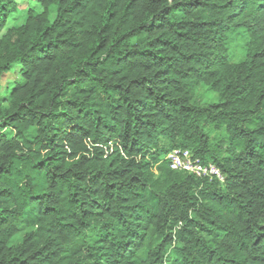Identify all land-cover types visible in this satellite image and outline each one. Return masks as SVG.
Wrapping results in <instances>:
<instances>
[{
	"label": "trees",
	"instance_id": "trees-1",
	"mask_svg": "<svg viewBox=\"0 0 264 264\" xmlns=\"http://www.w3.org/2000/svg\"><path fill=\"white\" fill-rule=\"evenodd\" d=\"M35 1L0 0V264H264V0Z\"/></svg>",
	"mask_w": 264,
	"mask_h": 264
},
{
	"label": "rangeland",
	"instance_id": "rangeland-1",
	"mask_svg": "<svg viewBox=\"0 0 264 264\" xmlns=\"http://www.w3.org/2000/svg\"><path fill=\"white\" fill-rule=\"evenodd\" d=\"M19 7L14 11L13 17L8 21V25H19L24 20V14L29 7H33L35 10L40 11L39 6L35 0H16ZM246 37L235 38L227 43V52L229 60L239 61L246 53ZM16 79L14 71L4 75L1 79L0 86V102L5 106L7 104L6 98L8 90L12 87L13 82ZM195 100L202 103H210L216 100L215 95L206 87H199L196 90Z\"/></svg>",
	"mask_w": 264,
	"mask_h": 264
},
{
	"label": "built area",
	"instance_id": "built-area-1",
	"mask_svg": "<svg viewBox=\"0 0 264 264\" xmlns=\"http://www.w3.org/2000/svg\"><path fill=\"white\" fill-rule=\"evenodd\" d=\"M171 169L193 175L197 178L215 179L223 182L224 176L220 168L212 162H203L189 149L174 148L167 155Z\"/></svg>",
	"mask_w": 264,
	"mask_h": 264
}]
</instances>
